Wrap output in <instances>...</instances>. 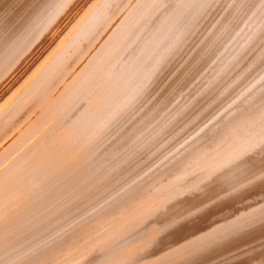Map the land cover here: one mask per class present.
I'll use <instances>...</instances> for the list:
<instances>
[{"label": "bare ground", "instance_id": "6f19581e", "mask_svg": "<svg viewBox=\"0 0 264 264\" xmlns=\"http://www.w3.org/2000/svg\"><path fill=\"white\" fill-rule=\"evenodd\" d=\"M0 264H264V0H0Z\"/></svg>", "mask_w": 264, "mask_h": 264}, {"label": "rangeland", "instance_id": "374dc122", "mask_svg": "<svg viewBox=\"0 0 264 264\" xmlns=\"http://www.w3.org/2000/svg\"><path fill=\"white\" fill-rule=\"evenodd\" d=\"M34 69H35V68H33V69L31 68V69L27 72L28 74L26 73V75H24L21 79L18 77V79H19V80H18V83H19L20 85H19L18 83H16L17 85L15 84V85L13 86V88L10 89L11 92H10V91L7 92V94H6V98H7V99L10 98V97L12 96V94H14L15 92H17V91L20 92V91L22 90L23 84L25 83L26 80H29V79H30V77H31L30 74H32V72H33ZM30 72H31V73H30ZM29 76H30V77H29ZM13 81H14V79H11L9 84L11 85V84L13 83ZM19 81H20V82H19ZM15 86H16L17 88H16ZM8 96H9V97H8ZM6 98H5V99H6ZM253 192H254V191H253ZM234 204H238V202L236 201V202H234ZM210 208H213V209H214V208H215V209L217 208L216 210H219L220 208H223V205H214V204H211ZM207 213H208V212L206 211L205 213H202L203 215H201V213H200V215H199L198 213L195 214L196 217H195V216H194V217L197 218L195 221H199V220L204 216V214H207ZM200 217H201V218H200ZM198 218H199V219H198Z\"/></svg>", "mask_w": 264, "mask_h": 264}]
</instances>
